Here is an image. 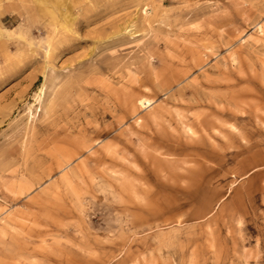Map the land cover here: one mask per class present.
Segmentation results:
<instances>
[{
	"label": "rangeland",
	"instance_id": "rangeland-1",
	"mask_svg": "<svg viewBox=\"0 0 264 264\" xmlns=\"http://www.w3.org/2000/svg\"><path fill=\"white\" fill-rule=\"evenodd\" d=\"M0 264H264V0H0Z\"/></svg>",
	"mask_w": 264,
	"mask_h": 264
},
{
	"label": "bare ground",
	"instance_id": "bare-ground-1",
	"mask_svg": "<svg viewBox=\"0 0 264 264\" xmlns=\"http://www.w3.org/2000/svg\"><path fill=\"white\" fill-rule=\"evenodd\" d=\"M145 101H146V100H145ZM145 101H144V102H145Z\"/></svg>",
	"mask_w": 264,
	"mask_h": 264
}]
</instances>
